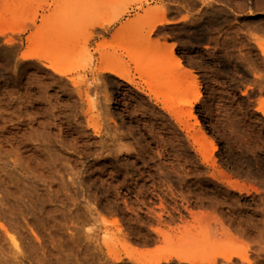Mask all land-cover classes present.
Listing matches in <instances>:
<instances>
[{
    "label": "rangeland",
    "instance_id": "1",
    "mask_svg": "<svg viewBox=\"0 0 264 264\" xmlns=\"http://www.w3.org/2000/svg\"><path fill=\"white\" fill-rule=\"evenodd\" d=\"M256 41L264 0H0V264H264Z\"/></svg>",
    "mask_w": 264,
    "mask_h": 264
},
{
    "label": "bare ground",
    "instance_id": "2",
    "mask_svg": "<svg viewBox=\"0 0 264 264\" xmlns=\"http://www.w3.org/2000/svg\"><path fill=\"white\" fill-rule=\"evenodd\" d=\"M163 8V7H162ZM162 8L160 9V10H162ZM164 9V8H163ZM163 11V10H162ZM165 14V13H164ZM160 20L158 21V22H156V23H154V25L148 30V33H147V37H150L151 36V34H153L154 33V31H155V29H156V27H157V25L158 24H170V22H168L166 19H165V16L164 15H162L160 18H159ZM135 24V22L133 21V22H129L127 25H125L123 28H122V30L123 29H125V30H127V29H129V28H131L133 25ZM96 25H98V24H96ZM94 26V25H93ZM104 30V29H103ZM108 30V29H107ZM106 30V31H107ZM95 32V31H94ZM102 33H103V31H102ZM101 33V34H102ZM145 34V33H144ZM100 35V34H99ZM146 37V38H147ZM146 38H145V40H146ZM149 40V39H148ZM147 40V41H148ZM136 41V40H135ZM134 41V42H135ZM131 43V42H130ZM135 44V43H134ZM133 45V44H132ZM256 45H257V47H258V49H259V51H261L262 52V55L264 56V43L263 42H261V41H256ZM141 51V63L142 64H140V67H139V69H140V71H146L147 70V68L145 67L147 64H146V60L148 59V54H147V51H146V49H145V45H142L141 46V49H140ZM133 52L134 51H132V50H130V51H128V54L130 55V56H133ZM168 57H170V59L172 60V59H177V58H175V52H174V47H172V48H170L169 49V51H168ZM30 58H33V57H30ZM149 60V59H148ZM173 61H176V60H173ZM180 60H178L177 59V61L175 62L176 64L177 63H179L180 64ZM111 63V65L109 64V65H106L105 67H102L103 69H102V71L103 72H107V73H110V74H112V75H114V76H116V77H118V79H122V80H124V81H127L128 83H130V79H129V77H128V75H126V72L125 73H123V72H120V71H118V70H115L114 68H113V66H115L116 64H115V62H110ZM115 65H114V64ZM178 65V64H177ZM179 66V65H178ZM199 100V98H196V100L194 101V102H197ZM189 106H193V103H189ZM258 111H260L262 114H263V116H264V110H258ZM189 264H192V263H189Z\"/></svg>",
    "mask_w": 264,
    "mask_h": 264
}]
</instances>
